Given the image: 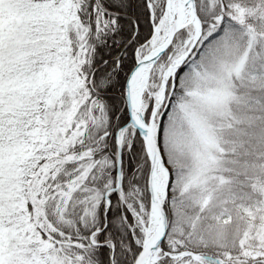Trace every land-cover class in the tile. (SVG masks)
Wrapping results in <instances>:
<instances>
[{
	"label": "snow or ice",
	"instance_id": "1",
	"mask_svg": "<svg viewBox=\"0 0 264 264\" xmlns=\"http://www.w3.org/2000/svg\"><path fill=\"white\" fill-rule=\"evenodd\" d=\"M0 264H264V0H0Z\"/></svg>",
	"mask_w": 264,
	"mask_h": 264
}]
</instances>
